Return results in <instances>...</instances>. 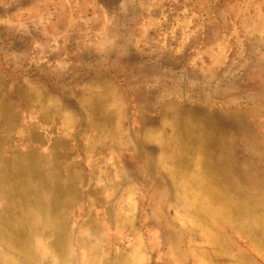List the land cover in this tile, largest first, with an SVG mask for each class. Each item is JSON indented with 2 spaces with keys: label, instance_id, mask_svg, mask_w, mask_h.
Masks as SVG:
<instances>
[{
  "label": "rangeland",
  "instance_id": "1",
  "mask_svg": "<svg viewBox=\"0 0 264 264\" xmlns=\"http://www.w3.org/2000/svg\"><path fill=\"white\" fill-rule=\"evenodd\" d=\"M0 264H264V0H0Z\"/></svg>",
  "mask_w": 264,
  "mask_h": 264
}]
</instances>
